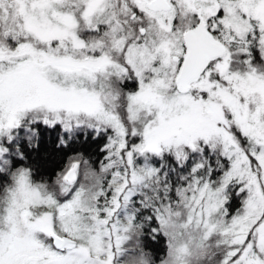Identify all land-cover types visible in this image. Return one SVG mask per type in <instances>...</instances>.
I'll list each match as a JSON object with an SVG mask.
<instances>
[{
    "label": "snow or ice",
    "instance_id": "snow-or-ice-1",
    "mask_svg": "<svg viewBox=\"0 0 264 264\" xmlns=\"http://www.w3.org/2000/svg\"><path fill=\"white\" fill-rule=\"evenodd\" d=\"M0 264H264V0H0Z\"/></svg>",
    "mask_w": 264,
    "mask_h": 264
}]
</instances>
